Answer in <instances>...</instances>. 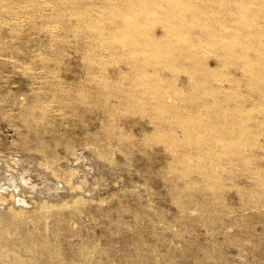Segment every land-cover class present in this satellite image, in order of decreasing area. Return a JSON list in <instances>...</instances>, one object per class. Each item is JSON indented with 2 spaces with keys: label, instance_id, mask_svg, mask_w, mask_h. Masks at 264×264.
I'll use <instances>...</instances> for the list:
<instances>
[{
  "label": "rangeland",
  "instance_id": "rangeland-1",
  "mask_svg": "<svg viewBox=\"0 0 264 264\" xmlns=\"http://www.w3.org/2000/svg\"><path fill=\"white\" fill-rule=\"evenodd\" d=\"M231 1H0V264H264V0Z\"/></svg>",
  "mask_w": 264,
  "mask_h": 264
},
{
  "label": "bare ground",
  "instance_id": "bare-ground-1",
  "mask_svg": "<svg viewBox=\"0 0 264 264\" xmlns=\"http://www.w3.org/2000/svg\"><path fill=\"white\" fill-rule=\"evenodd\" d=\"M0 1H1V0H0ZM4 1H5V0H4ZM151 1H152V0H151ZM153 1H154V0H153ZM153 1L150 2V0H149L150 3H153V4H154ZM211 1H212V0H211ZM214 1H215V0H214ZM230 1H231V0H230ZM123 2H124V1H123ZM145 2H146V1H145ZM159 2H160V1H159ZM168 2H169V0H168ZM231 2H232V1H231ZM160 3H161V2H160ZM170 3H171V2H170ZM174 3H175V2H174ZM117 4H118V3H117ZM147 4H148V3H147ZM153 4H152V5H153ZM181 4H182V2H181ZM191 4H192V3H191ZM2 5H4V4H2ZM150 5H151V4H150ZM165 5H166V4H165ZM176 5H177V4H176ZM145 6H146V5H145ZM147 6H148V5H147ZM192 6H193V5H192ZM104 7H105V6H104ZM104 7H103V8H104ZM123 7H124V6H123ZM151 7H153V6H151ZM151 7H150V8H151ZM159 8H160V7H159ZM200 8H201V7H200ZM1 9H3V8H1ZM207 9H208V8H207ZM214 9H215V7H214ZM152 10H153V9H152ZM152 10H151V11H152ZM175 10H176V9H175ZM109 11H110V10H109ZM176 11H177V10H176ZM191 11H193V10H191ZM205 11H206V10H205ZM216 11H217V10H216ZM218 11H219V10H218ZM0 13H1V12H0ZM182 13H183V12H182ZM7 14H8V13H7ZM191 14H192V13H191ZM195 14H196V13H195ZM210 14H211V13H210ZM262 14H263V13H262ZM262 14H261V15H262ZM192 15H193V14H192ZM214 15H215V13H214ZM250 15H251V14H250ZM135 16H136V15H135ZM148 16H149V15H148ZM164 16H165V15H164ZM186 16H187V15H186ZM198 16H199V15H198ZM203 16H204V15H203ZM108 17H109V16H108ZM166 17H167V16H166ZM176 17H177V16H176ZM179 17H180V16H179ZM201 17H202V16H201ZM205 17H206V16H205ZM261 17H262V16H261ZM173 18H174V17H173ZM177 18H178V17H177ZM166 19H167V18H166ZM250 19H251V18H250ZM112 20H113V19H112ZM254 20H255V19H254ZM148 21H149V20H148ZM198 21H199V20H198ZM100 22H102V21H100ZM122 22H123V21H122ZM225 22H226V21H225ZM230 22H231V21H230ZM131 23H132V22H131ZM176 23H177V22H176ZM256 23H257V22H256ZM134 24H135V23H134ZM151 24H152V22H151ZM202 24H203V23H202ZM207 24H208V23H207ZM230 24H231V23H230ZM245 24H246V23H245ZM103 25H104V24H103ZM93 26H94V25H93ZM135 26H136V25H135ZM170 26L173 27L174 25H171V24H170ZM176 26H177V25H176ZM179 26H180V25H179ZM179 26H177V30H178V31L181 30ZM212 26H213V25H212ZM171 27H169V28H171ZM178 27H179V28H178ZM107 28H108V27H107ZM131 28H133V27H131ZM182 28H183V27H182ZM201 28H202V27H201ZM133 29H134V28H133ZM133 29H131V30H133ZM137 29H138V28H137ZM186 29H187V28H186ZM236 29H237V28H236ZM104 30H105V29H104ZM201 30H202V29H201ZM228 30H229V29H228ZM172 31H173V30H169V32H172ZM232 31H233V30H232ZM130 33H131V31H130ZM133 33H134V31H133ZM180 33H181V32H180ZM180 33H179V34H180ZM221 33H222V32H221ZM232 33H233V32H232ZM131 34H132V33H131ZM134 34H135V33H134ZM141 34H142V32H141ZM177 34H178V32L173 33L172 35H177ZM181 34H182V33H181ZM189 34H190V33H189ZM207 34H208V33H207ZM212 34H213V33H212ZM219 34H220V33H219ZM226 34H227V33H226ZM243 34H244V33H243ZM243 34H242V35H243ZM172 35H171V36H172ZM195 35H196V34H195ZM132 36H133V34L131 35V37H132ZM143 36H144V35H143ZM197 36H198V35H197ZM204 36H205V35H204ZM212 36H213V35H212ZM222 36H224V35H222ZM235 36H236V35H235ZM245 36H247V35L245 34ZM134 37H137V36H134ZM141 38H142V37H141ZM144 38H145V37H144ZM144 38H143V39H144ZM165 38H166V37H165ZM213 38H214V37H213ZM218 38H219V37H218ZM226 38H227V37H226ZM168 39H169V37H168ZM168 39H167V40H168ZM178 39H179V38H178ZM184 39H185V38H184ZM215 39H216V38H215ZM260 39H261V38H260ZM106 40H107V39H106ZM108 40H109V37H108ZM110 40H111V39H110ZM169 40H170V39H169ZM169 40H168V41H169ZM209 40H210V39H209ZM183 41H184V40H183ZM222 41H223V40H222ZM129 42H130V41H129ZM172 42H173V40H172ZM206 42H207V41H206ZM162 43H163V42H162ZM194 43H195V42H194ZM119 44H120V43H119ZM165 44H166V41H165ZM187 44H188V43H187ZM209 44H210V43H209ZM145 45H146V44H145ZM160 45H161V44H159V43H157V42H155V41H154V42L152 41V42H151V45H150V46H152V52H153V53H156V52L158 51V49L160 48ZM162 45H164V44H162ZM171 45H172V44H171ZM158 46H159V47H158ZM166 46H168V45H166ZM235 46H236V45H235ZM168 47H169V46H168ZM189 47H190V46H189ZM229 47H230V46H229ZM135 48H136V47H135ZM161 48H162V47H161ZM224 48H225V47H224ZM174 49H175V48H174ZM188 49H189V48H188ZM224 50H225V49H224ZM184 51H185V50H184ZM233 51H234V50H233ZM145 52H146V51H145ZM149 52H150V51H149ZM192 52H193V51H192ZM158 53H159V52H158ZM197 53H198V52H197ZM223 53H224V52H223ZM227 53H228V52H227ZM227 53H226V54H227ZM229 55H230V54H229ZM159 56H160V55H159ZM180 56H182V55H180ZM261 58H262V57H261ZM254 59H255V58H254ZM154 60H155V58H154ZM220 60H221V58H220ZM176 62H177V61H176ZM240 63H241V61H240ZM182 64H183V63H182ZM221 64H222V63H221ZM224 65H225V64H224ZM227 65H228V64H227ZM238 65H239V64H238ZM183 66H184V65H183ZM193 66H195V65H193ZM180 68H181V67H180ZM184 69H185V68H184ZM196 69H197V68H196ZM255 69H256V68H255ZM190 70H191V69H190ZM202 70H203V69H202ZM211 70H212V69H211ZM195 71H196V70H195ZM204 72H205V71H204ZM208 72H209V71H208ZM195 73H196V72H195ZM207 74H208V73H207ZM201 76H202V75H201ZM210 77H211V76H210ZM210 77H209V78H210ZM216 77H217V76H216ZM220 77H221V76H220ZM253 77H254V76H253ZM145 78H146V77H145ZM157 78H158V77H157ZM212 78H213V76H212ZM212 78H211V79H212ZM191 79H192V78H191ZM219 79H220V78H219ZM156 81H160V79H158V80H156ZM216 81H217V80H216ZM253 81H254V80H253ZM152 82H153V81H152ZM152 82H151V83H152ZM160 82H161V81H160ZM160 82H159V83H160ZM167 82H168V81H167ZM211 82H212V81H211ZM230 82H231V81H230ZM246 82H247V81H246ZM147 83H148V82H147ZM213 83H214V82H213ZM256 83H257V82H256ZM152 84H153V83H152ZM190 84H191V83H190ZM199 84H200V83H199ZM139 85H140V84H139ZM139 85H138V86H139ZM142 85H143V84H142ZM144 85H145V84H144ZM193 85H194V84H193ZM203 85H204V84H203ZM156 87H157V86H156ZM160 87H161V86H160ZM164 87H165V86H164ZM139 88H140V87H139ZM139 88H138V89H139ZM141 89H142V88H141ZM213 89H214V88H213ZM136 90H137V89H136ZM203 90H204V89H203ZM148 91H150V90H148ZM151 92H152V91H151ZM153 92H154V91H153ZM214 92H215V91H214ZM232 92H233V91H232ZM226 93H227V92H226ZM143 95H145V94H143ZM150 95H152V94H150ZM159 95H161V94H159ZM195 95H196V94H195ZM204 95H205V94H204ZM139 97H140V96H139ZM127 98H128V97H127ZM148 98H149V97H148ZM148 98H147V99H148ZM130 99H131V98H130ZM133 99H134V98H133ZM222 99H223V98H222ZM220 100H221V99H220ZM149 103H150V102H149ZM157 103H158V102H157ZM160 104H161V103H160ZM148 105H149V104H148ZM184 106H185V105H184ZM164 107H165V106H164ZM164 107H163V109H164ZM153 108H154V107H153ZM168 110H169V109H168ZM219 110H220V109H219ZM158 111H159V110H158ZM230 111H231V110H230ZM197 112H198V111H197ZM163 113H164V112H163ZM195 113H196V112H195ZM211 113H212V112H211ZM182 114H183V113H182ZM179 116H180V115H179ZM158 117H159V116H158ZM206 117H207V116H206ZM166 118H167V117H166ZM177 118H178V117H177ZM193 118H194V117H193ZM209 118H210V117H209ZM251 118H252V117H251ZM170 119H171V118H170ZM172 119H173V118H172ZM172 119H171V120H172ZM210 119H211V118H210ZM236 119H237V118H236ZM192 120H193V119H192ZM198 120H199V119H198ZM256 120H257V119H256ZM263 120H264V119H263ZM164 122H166V121H164ZM223 122H224V121H223ZM228 122H229V121H228ZM180 123H181V122H180ZM182 124H185V123H182ZM163 125H164V123H163ZM251 126H252V125H251ZM260 126H261V125H260ZM178 127H179V126H178ZM215 127H217V126H215ZM180 128H181V127H180ZM184 128H185V127H184ZM185 129H187V128H185ZM227 130H228V129H227ZM182 131H183V130H182ZM190 131H193V130H190ZM202 131H203V130H202ZM234 131H235V130H234ZM196 132H197V131H196ZM170 134H171V132H170ZM190 134H191V133H190ZM198 134H199V133H198ZM223 135H224V134H223ZM225 135H226V134H225ZM227 135H228V134H227ZM168 136H169V135H168ZM171 136H172V135H171ZM250 136H251V135H250ZM244 138H245V137H244ZM198 139H199V138H198ZM229 139H230V138H229ZM170 140H172V139H170ZM229 141H231V140H229ZM165 142H167V141H165ZM186 142H187V141H186ZM232 142H233V141H232ZM194 143H195V141H194ZM167 144H169V143L167 142ZM191 144H192V143H191ZM234 144H235V143H234ZM196 145H198V144H196ZM214 145H215V144H214ZM236 145H237V144H236ZM193 146H194V145H193ZM236 147H237V146H236ZM185 150H186V149H185ZM231 150H232V149H231ZM235 150H236V149H235ZM220 152H221V151H220ZM246 153H247V152H246ZM205 155H206V154H205ZM236 155H237V154H236ZM228 157H229V156H228ZM241 157H242V156H241ZM249 157H250V156H249ZM191 161H192V160H191ZM177 163H178V162H177ZM200 171H201V170H200ZM189 173H190V172H189ZM203 173H204V172H203Z\"/></svg>",
  "mask_w": 264,
  "mask_h": 264
}]
</instances>
